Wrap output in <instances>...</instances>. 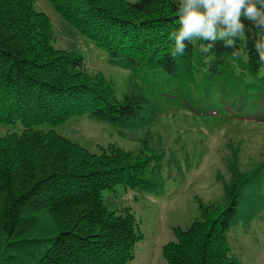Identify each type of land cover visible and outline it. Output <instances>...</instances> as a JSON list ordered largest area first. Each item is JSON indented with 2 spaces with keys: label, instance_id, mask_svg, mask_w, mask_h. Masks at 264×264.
Instances as JSON below:
<instances>
[{
  "label": "trees",
  "instance_id": "1",
  "mask_svg": "<svg viewBox=\"0 0 264 264\" xmlns=\"http://www.w3.org/2000/svg\"><path fill=\"white\" fill-rule=\"evenodd\" d=\"M49 1L133 81L119 99L112 81L84 69L82 55L54 46L51 19L36 0H0V127L24 126L0 132V264H128L144 232L130 209L112 210L104 193L163 190L162 153L148 145L154 138L135 152L113 144L96 154L54 127L90 115L126 139L151 135L154 121L177 110L264 123L258 30L243 20L234 45L185 41V54L172 57L178 0ZM236 48L240 55L232 56ZM245 201L238 188L224 207L200 201V217L175 227L163 247L167 264H241L228 234Z\"/></svg>",
  "mask_w": 264,
  "mask_h": 264
},
{
  "label": "rangeland",
  "instance_id": "2",
  "mask_svg": "<svg viewBox=\"0 0 264 264\" xmlns=\"http://www.w3.org/2000/svg\"><path fill=\"white\" fill-rule=\"evenodd\" d=\"M35 8L50 17L54 46L82 55L84 69L106 76L121 99L133 81L131 71L109 63L108 54L82 36L51 1L36 0ZM151 127V135L139 132L126 139L111 124L97 122L90 115L74 116L54 127L59 135L96 154L113 144L135 152L144 145L142 140L154 138L148 145L162 153L163 190L140 193L118 186L104 193L112 210L130 209L144 232L143 242L135 247L136 257L128 264H167L163 247L174 241V228H187L200 217V201L224 207L233 188L246 201L243 217L228 234L231 250L241 264H264V123L246 119L213 122L177 110ZM23 128L17 123L1 126L0 132L22 133Z\"/></svg>",
  "mask_w": 264,
  "mask_h": 264
},
{
  "label": "clouds",
  "instance_id": "3",
  "mask_svg": "<svg viewBox=\"0 0 264 264\" xmlns=\"http://www.w3.org/2000/svg\"><path fill=\"white\" fill-rule=\"evenodd\" d=\"M176 5L179 28L170 34L175 41L172 57L185 54V41L222 39L232 46L233 38L244 36L247 20L258 30L255 49L264 62V0H178ZM212 43L201 45L202 50L209 52ZM231 55H240V49Z\"/></svg>",
  "mask_w": 264,
  "mask_h": 264
}]
</instances>
